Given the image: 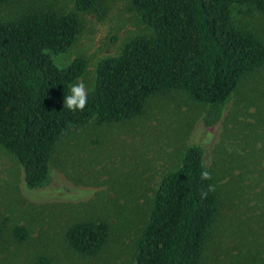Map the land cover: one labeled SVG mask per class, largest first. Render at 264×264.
<instances>
[{"label": "rangeland", "instance_id": "1", "mask_svg": "<svg viewBox=\"0 0 264 264\" xmlns=\"http://www.w3.org/2000/svg\"><path fill=\"white\" fill-rule=\"evenodd\" d=\"M99 2L101 11L80 13L71 48L52 54L60 67L86 59V72L76 82L89 91L102 59L119 55L132 38L153 33L131 1ZM74 9L75 0H10L0 18ZM233 16L264 39V11L238 5ZM192 145L203 147L220 194L200 264H264V67L223 105L199 103L175 90L153 96L144 114L131 121L76 127L57 145L49 178L39 188L27 186L23 166L0 145V264H37L42 256L49 264H136L155 189ZM87 219L112 226L108 243L94 257L73 251L66 241L69 226ZM16 226L28 229L26 241L14 237Z\"/></svg>", "mask_w": 264, "mask_h": 264}, {"label": "trees", "instance_id": "2", "mask_svg": "<svg viewBox=\"0 0 264 264\" xmlns=\"http://www.w3.org/2000/svg\"><path fill=\"white\" fill-rule=\"evenodd\" d=\"M10 0H0V8ZM151 35L129 40L117 56L102 59L83 111H68L63 98L82 77L87 60L60 67L52 54L67 52L80 32V13L101 11L99 0H75L70 12H30L0 18V145L23 166L29 188L43 186L57 145L78 126L120 124L143 115L149 100L183 91L193 100L223 105L242 81L264 67V39L239 26L234 7L264 11V0H129ZM201 145L187 148L181 165L161 178L137 245L136 264H200L219 215L216 179ZM213 185V191H207ZM207 192L206 196L202 193ZM112 226L76 221L66 232L69 247L97 256ZM4 224L0 218V234ZM14 237L26 241L28 229ZM37 264H49L40 257Z\"/></svg>", "mask_w": 264, "mask_h": 264}, {"label": "clouds", "instance_id": "3", "mask_svg": "<svg viewBox=\"0 0 264 264\" xmlns=\"http://www.w3.org/2000/svg\"><path fill=\"white\" fill-rule=\"evenodd\" d=\"M88 88L83 82H76L69 88V94L63 98V107L68 111H83L88 104ZM201 180H210L211 173L206 169L200 174ZM214 186L209 185L207 191H213ZM207 192L202 193V196H206Z\"/></svg>", "mask_w": 264, "mask_h": 264}]
</instances>
